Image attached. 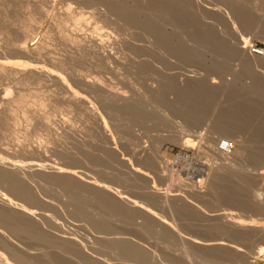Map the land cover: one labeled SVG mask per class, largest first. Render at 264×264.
Here are the masks:
<instances>
[{
	"label": "rangeland",
	"instance_id": "obj_1",
	"mask_svg": "<svg viewBox=\"0 0 264 264\" xmlns=\"http://www.w3.org/2000/svg\"><path fill=\"white\" fill-rule=\"evenodd\" d=\"M73 33L105 39L107 55L73 42ZM252 44L264 45V0H0V108L8 92L13 101L0 121V155L11 152L23 167L64 163L142 208L39 174L36 194L50 206L32 193L22 195L28 204L0 182L8 197L0 196V264H264L261 234L214 219L225 211L264 225V65L248 56ZM218 134L216 149L227 140L238 153L219 173L205 147ZM22 144L46 147L47 157L23 154ZM11 204L23 207L22 218L37 208L20 221ZM4 225L21 230L13 236ZM212 237L239 252L192 241Z\"/></svg>",
	"mask_w": 264,
	"mask_h": 264
},
{
	"label": "bare ground",
	"instance_id": "obj_2",
	"mask_svg": "<svg viewBox=\"0 0 264 264\" xmlns=\"http://www.w3.org/2000/svg\"><path fill=\"white\" fill-rule=\"evenodd\" d=\"M154 5V4H153ZM156 6V5H155ZM163 7V6H162ZM162 11H163V9H162ZM158 12V11H157ZM162 13V12H161ZM160 13V14H161ZM151 15V14H150ZM157 15H158V13H157ZM159 16V15H158ZM160 19V18H159ZM158 21V20H157ZM163 21V20H162ZM152 22H153V20H152ZM151 22V24H153ZM148 25V24H147ZM151 26V25H150ZM152 27V26H151ZM152 28H154V27H152ZM155 29V28H154ZM74 34V33H73ZM72 34V35H73ZM80 34V33H79ZM75 35V34H74ZM87 35H85V37H84V35H82V36H80V35H75L72 39H73V42L74 41H79L78 43H80V42H82L84 45H86L87 47H90V48H92V49H90L89 48V50H93V48L95 49V50H97L98 52H100L102 55H107V53H108V49H107V47H108V44L105 42V39H103V38H101L100 36H96L95 35V37H93V36H87ZM83 45V46H84ZM86 46H85V48H86ZM35 48H37V47H35ZM35 48H33V49H35ZM32 48L31 49H28V48H23V51L25 52V53H31V52H33V51H35V50H33ZM94 50V51H95ZM242 51H244V52H246V47H243L242 48ZM37 52V51H36ZM99 53V54H100ZM250 58H253L254 59V62L256 61V60H259V62H257V65L258 66H260V65H264V58L263 57H259V58H257V57H252V56H254V55H252V56H250V54L248 55ZM260 60H262V61H260ZM255 65V64H254ZM257 67V66H256ZM264 67V66H263ZM260 68H262V67H260ZM264 69V68H263ZM10 92H8L6 95H4V97L2 98V102L5 104V107L3 106V108H0V121H2L5 117H6V114L8 113L7 111H8V108H7V106L9 107L10 105H11V103L13 102L12 101V97L10 96ZM16 99V98H15ZM14 99V100H15ZM16 101V100H15ZM129 101V100H128ZM125 102H127V101H125ZM123 104H124V102H122ZM130 103V102H129ZM128 103V104H129ZM7 105V106H6ZM121 105V104H120ZM1 106V105H0ZM131 106V105H130ZM127 107H128V105H127ZM10 109V108H9ZM11 110V109H10ZM13 111V110H12ZM11 111V112H12ZM43 115V114H42ZM7 116H8V114H7ZM37 116H38V114H37ZM8 117H11V115L10 116H8ZM40 117V116H39ZM33 118V117H32ZM26 119V118H25ZM8 120V119H7ZM6 120V121H7ZM10 120V119H9ZM30 120V119H29ZM40 121V120H39ZM65 122V121H64ZM66 123V122H65ZM65 123H63L62 125H63V128L62 129H64L65 130V132H67L68 131V129H66L67 128V126H68V124L69 123H67V126H66V124ZM88 125V124H87ZM91 125V124H90ZM51 126V125H50ZM82 126V125H81ZM48 127V126H47ZM70 127H72V126H70ZM28 128V127H27ZM13 129V128H12ZM75 129V128H74ZM72 130V129H71ZM70 130V131H71ZM84 130V129H83ZM69 131V132H70ZM73 131V130H72ZM64 132V131H63ZM90 132H91V130H90ZM89 132V135L91 134ZM217 132V131H216ZM215 132V133H216ZM72 133V132H71ZM81 133H82V131H81ZM87 133V132H86ZM64 134V133H63ZM67 134V133H66ZM99 134V133H98ZM103 134V133H102ZM3 135V134H2ZM7 135V134H6ZM27 135V134H26ZM68 135V134H67ZM92 136H93V134H91ZM99 135H101V132H100V134ZM109 136V134H107V133H104L103 135H102V138H103V140L104 141H107V142H110L111 141V139L108 137ZM216 135V134H215ZM62 136V138H61V140L57 137V140L59 139V143H60V141H62V139H65V135H61ZM92 136H89V137H92ZM221 134H218V136H212V137H209V139L207 140V144L209 145V147L208 146H205V147H207V148H209V151H211L212 152V156H213V159L216 161H214V163L217 165H215L216 166V168H215V172H222V171H226L228 168H231V166L233 165V163H234V161H236L235 159H234V157H236V155L238 154L237 153V151L236 150H234V148L232 149V151H231V153H229V154H225V153H223L221 150H219V148L218 149H216L215 148V144H216V142L218 141V139H220L221 138ZM64 137V138H63ZM93 137H95V136H93ZM6 138V137H5ZM56 138V137H55ZM67 138V137H66ZM76 138V137H75ZM229 138V137H228ZM231 139V138H230ZM6 140V139H5ZM66 140V139H65ZM72 140V139H71ZM236 140V139H235ZM67 141V140H66ZM42 143V142H41ZM62 143H66L65 141L63 142L62 141ZM68 143V142H67ZM231 143V142H230ZM38 144V143H37ZM40 144V143H39ZM206 144V145H207ZM27 145H29V144H27ZM27 145L26 144H24V146H23V144H22V146L23 147H27ZM44 145V144H43ZM63 146H64V144H62ZM108 145H110V144H108ZM240 145V144H239ZM33 145H29V147H32ZM45 146H47V145H45ZM50 146V145H49ZM58 146H60V145H58ZM111 146V145H110ZM23 147H21L22 149H23V152L21 151V150H19V152H22L23 154H25V152L27 151V152H29V153H33L32 155H39L38 157H47V150L44 148V146H42V145H37V146H34V147H32V148H28V149H24ZM62 147V146H61ZM109 147V146H108ZM111 147H113V146H111ZM110 147V150L112 149ZM62 148H64V147H62ZM116 148V147H115ZM16 149V148H15ZM19 149V148H18ZM18 149H17V152H18ZM6 150V149H5ZM59 150V149H58ZM93 150V149H92ZM114 150V149H113ZM12 151V150H11ZM61 151V150H60ZM69 151V150H68ZM87 151H89V150H87ZM115 151V150H114ZM207 152L206 153H208V149L206 150ZM233 151H235V153H236V155H235V153H234V155H233ZM3 152V151H2ZM5 152V151H4ZM3 152V153H4ZM62 152V151H61ZM61 152H59V153H61ZM66 152V151H65ZM107 152H108V150H107ZM113 151H111V153H112ZM9 153L11 154V152H8V155H9ZM21 153V154H22ZM102 153V152H101ZM104 153V152H103ZM110 153V154H111ZM115 153L117 154V152L115 151ZM121 153V152H120ZM0 154H2V153H0ZM13 154V153H12ZM15 154V153H14ZM13 154V155H14ZM19 154V153H18ZM22 154V155H23ZM30 154V155H31ZM108 154H109V152H108ZM113 154H114V152H113ZM5 155L6 156H8L7 155V153H5ZM12 155V156H13ZM17 154H15L14 156H16ZM31 155V156H32ZM6 156H3V155H0V182H2L1 183V186H2V184L3 185H6V187L8 188H10L11 190H13V191H10V193L11 192H19L20 193V197L23 195H26V194H28L29 196L31 195L30 193H32V195H34V194H38V189L36 188V186H34V185H36V183H38L39 184V182H36L35 184H34V177H36V176H33L32 174H39V175H42V176H46L48 179H50V178H53V179H55L54 181L56 182L57 180L58 181H61V187H66L67 185L69 186V184L71 185V184H73V183H75V184H77L78 186L79 185H81V187L80 188H82L83 189V187L84 186H86V189H88V191L87 190H85V191H87V192H90L89 190L91 189V191H93V190H97L98 192H101L103 195H105L106 196V198H107V196H109V197H111L112 198V202L114 203V201H118V203H120L121 204V207H124V204H125V206L127 205L126 203H129V202H127V201H129V199H126L127 201H125L124 202V200H123V198L121 197V196H118L116 193H117V190H116V193H113V191L111 192V190H109V189H105L104 187H103V185H102V183H99V181L97 180V179H95V178H92V177H90L89 175H86V173H83V172H79V171H75L76 170V168H75V170H73L74 169V167H71L70 165V167H68L66 164H64V163H62V164H64V165H66V166H64V165H62V164H59V165H52V164H42V165H35L36 163H34V165L32 166L31 164V166H29V167H27V165H25L26 167H23V166H21V165H17V164H14V163H12V162H10V160L6 157ZM11 156V155H10ZM18 156V155H17ZM20 156V155H19ZM49 156V155H48ZM109 156H111V155H109ZM114 156H116L117 157V155H114ZM209 156H210V153H209ZM239 156V155H238ZM28 157V155L26 156V158ZM36 157V156H35ZM15 158V157H14ZM31 158H33V157H31ZM43 158V159H44ZM119 158V157H118ZM40 159V158H39ZM40 160H42V158L40 159ZM49 159H47L46 158V161H48ZM93 160V159H92ZM107 160V159H106ZM16 161V160H15ZM43 161H45V159L43 160ZM45 161V162H46ZM65 161V160H64ZM89 161V160H88ZM94 161V160H93ZM122 161V160H121ZM124 163L126 162V161H123ZM91 163V162H90ZM120 163V162H119ZM118 163V164H119ZM126 164V163H125ZM128 164V163H127ZM236 164V163H235ZM123 165V164H122ZM238 167V166H237ZM67 168V169H66ZM246 168V167H245ZM251 168V167H250ZM130 169V168H129ZM206 169V168H205ZM213 169H214V167H213ZM244 169V168H243ZM252 169V168H251ZM230 170V169H229ZM233 170H235V169H233ZM245 170H247V169H245ZM231 171L232 170H230V173H231ZM236 171V170H235ZM210 172V171H209ZM247 172V171H246ZM255 173V172H254ZM98 174V173H97ZM236 174V173H235ZM247 174V173H246ZM210 175H211V173H210ZM98 176V175H97ZM233 176V175H232ZM242 177V176H241ZM210 178V177H209ZM44 179H46L45 177H44ZM48 179H46L45 181L47 182V180ZM53 179H50V181H53ZM41 180V179H40ZM211 180V179H210ZM49 181V180H48ZM57 181V182H58ZM102 181V180H101ZM244 181V180H243ZM42 183V182H41ZM59 184H60V182H58ZM105 183V182H104ZM49 184V183H48ZM56 184V183H55ZM64 184H65V186H64ZM76 185V186H77ZM82 185H83V187H82ZM105 185H107V184H105ZM1 186H0V191H1ZM38 186V185H37ZM39 186H40V184H39ZM39 186H38V188H39ZM55 186H59L58 184L57 185H55ZM73 186H74V184H73ZM76 186H74L75 187V189H79V187H77L76 188ZM41 187V186H40ZM60 187V188H61ZM69 187H72V186H69ZM69 187H67V189L69 188ZM87 187H90V188H87ZM108 187V186H107ZM3 188H5V186H3ZM209 188V187H208ZM40 189V188H39ZM41 189H42V187H41ZM41 189L39 190V191H41ZM111 189V188H110ZM113 189V188H112ZM205 189V188H204ZM43 190V189H42ZM80 190V189H79ZM201 190V189H200ZM6 191H8L9 192V190L8 189H6ZM71 191V190H70ZM96 191V192H97ZM115 191V190H114ZM2 192V191H1ZM5 192V191H4ZM42 192V191H41ZM96 192H94V193H91L90 195H93V194H96ZM97 192V193H98ZM123 192V191H122ZM260 192V191H259ZM19 193H16V194H18V196H17V198L19 197ZM121 193V192H120ZM201 193V192H200ZM203 193H205V192H203ZM264 193V192H263ZM9 194V193H8ZM15 193H14V195H16ZM36 194V195H37ZM43 194V193H42ZM41 193L39 194V195H42ZM119 194V193H118ZM121 194H123V193H121ZM1 195H4V194H2L1 193ZM0 195V196H1ZM7 195V194H6ZM6 195H4L3 197H5V198H8ZM39 195H37L36 197H38V198H40L39 199V201H38V199H37V201L40 203V201H41V196H39ZM98 195V194H97ZM103 195H98V197L100 196L101 197V200H102V198H103ZM165 195V194H164ZM164 195H162V196H164ZM167 195V196H166ZM165 196L167 197V200H166V202L168 201V203H169V200L170 199H168L169 198V196H171V195H168V194H166ZM12 195H10L9 197H11ZM23 196L21 197L22 199H24L23 198ZM96 196V195H95ZM164 196V197H165ZM263 196H264V194H263ZM2 197V196H1ZM12 197H15V196H12ZM11 197V198H12ZM25 197V196H24ZM27 197L28 196H26V198L24 199L25 201H28V204H29V200H30V198H29V200L27 199ZM50 197V196H49ZM109 197H108V201L110 202V199H109ZM124 197V196H123ZM16 198V197H15ZM21 198H20V201H21ZM33 199L35 198V197H32ZM105 198V199H106ZM125 198H127V197H125ZM4 199V198H3ZM19 199V198H18ZM32 199V200H33ZM44 199H45V197H43V201H44ZM104 199V200H105ZM114 199H116V200H114ZM164 199V198H163ZM166 199V198H165ZM2 199H0V201H1ZM5 200V199H4ZM3 200V201H4ZM16 200V199H15ZM14 200V201H15ZM46 200V199H45ZM114 200V201H113ZM172 200H173V198H172ZM185 200V199H184ZM14 201H13V203H14ZM31 201V200H30ZM37 201H35V199H34V202H37ZM48 201V200H47ZM47 201H45L46 203H48ZM100 201V200H99ZM8 202H11L10 201V198L8 199ZM8 202H6L5 203V205L6 204H8V205H10ZM17 202V201H16ZM23 202V201H22ZM45 202H43V204H45ZM52 202V201H51ZM130 202H132L133 203V201H130ZM1 203V202H0ZM31 203V202H30ZM33 203V202H32ZM38 203V204H39ZM4 204V203H3ZM14 204H16V203H14ZM20 204H21V202H20ZM20 204H18V205H20ZM27 204V205H28ZM35 205H37V203H34ZM34 204H32V205H34ZM42 203H40V205H41ZM42 204V205H43ZM106 204H108V203H106ZM120 204L118 205V207L120 206ZM122 204H123V206H122ZM135 204V203H134ZM134 204H133V207L131 206V205H128V209L130 210V208L132 207V209L131 210H133V208H137L138 207V205H136L135 207H134ZM13 204H11V211L10 212H15V213H17L20 209H22L21 207H20V209H19V207H18V211H17V207H16V205H15V207L14 206H12ZM31 205V206H32ZM48 205V204H47ZM112 205H114V204H112ZM20 206H22V205H20ZM23 206H26V205H23ZM39 206V205H38ZM45 206V205H44ZM48 206H50V202H49V205ZM48 206H46V207H48ZM111 206V205H110ZM129 206H130V208H129ZM226 206V205H225ZM6 207V206H5ZM5 207H3L2 206V204H0V215L1 214H4V208ZM29 207V206H28ZM35 207L36 206H34V208L33 207H31V210H29V211H27V212H29V216H32V213H31V211H32V208H33V210L35 209ZM56 207V206H55ZM170 207H172V206H170ZM215 207H217V206H215ZM10 208V207H9ZM8 208V209H9ZM24 208H26V207H24ZM37 208V207H36ZM198 208V207H197ZM224 208V207H223ZM227 208V207H226ZM225 208V209H226ZM229 208V207H228ZM5 209H7V208H5ZM28 209H30V208H28ZM27 209V210H28ZM137 209H141L142 210V208H137ZM207 209V208H206ZM10 210V209H9ZM9 210H7V211H9ZM24 209H22V210H20V212L21 211H23ZM135 210V209H134ZM145 210V209H144ZM143 210V211H144ZM145 211H147V210H145ZM144 211V212H145ZM202 211V210H201ZM212 211V210H211ZM210 211V212H211ZM215 211H217V210H215ZM5 212H6V210H5ZM148 212V211H147ZM224 212V213H223ZM221 214H218V216H216L215 218L214 217H209V219L210 218H214V219H225V220H232L233 222H235V223H237V224H239V225H246L247 226V228L250 230V233H251V231L252 232H254V233H258V234H261L262 235V239H263V242L262 243H264V225H262V224H259L257 221H254V220H249V221H245V220H241V219H235V218H232V216L231 215H229L228 213H225V211H223ZM12 213H9L8 212V214L7 213H5L6 215H12ZM24 213V212H23ZM26 213V212H25ZM30 213H31V215H30ZM34 214H35V212H33ZM146 213V212H145ZM203 213H204V211H203ZM208 213V212H207ZM207 213H206V218H207ZM18 214V213H17ZM37 214V213H36ZM34 215V216H36L37 217V215ZM97 214V213H96ZM147 214V213H146ZM4 216L3 215V217H6L5 219L3 218V219H1V220H5V222H4V224H6L7 223V225L8 226H10L12 223L14 224V221H11L10 219H13L14 220V217L12 218H10V216H9V221H11L10 222V225L8 224L9 222H6V219H8V217L7 216ZM19 215H22V214H18V216ZM23 215H25V214H23ZM22 215V216H23ZM39 215V214H38ZM203 215H205V213L203 214ZM213 215V214H212ZM212 215H210V216H212ZM216 215V214H215ZM214 215V216H215ZM235 215V214H234ZM13 216H17V215H13ZM17 216V217H18ZM28 215L26 214V217H27ZM28 216V217H29ZM33 216V217H34ZM238 216V215H237ZM245 216V215H244ZM20 217L21 216H19V220L21 221L22 219H25L24 217L22 218L21 217V219H20ZM27 217V218H28ZM41 217V216H40ZM39 217V219H42V217L40 218ZM103 217V216H102ZM176 217V216H175ZM239 217V216H238ZM241 218H242V215L240 216ZM248 217V216H247ZM32 218V217H31ZM97 218V217H96ZM18 219V218H17ZM30 219V218H29ZM28 219V221H30ZM33 219H36L35 217L33 218ZM39 219H36V220H38L39 221ZM205 219V218H204ZM15 220H16V218H15ZM18 220V221H19ZM27 220V219H26ZM26 220H23V221H25V226L27 227V225H26ZM173 220V219H172ZM206 220V219H205ZM19 221V222H20ZM34 220H32V221H30L31 222V224L32 225H35V224H33L32 222H33ZM41 221V220H40ZM44 221V220H43ZM42 221V222H43ZM207 221V220H206ZM16 222H17V220H16ZM35 222V221H34ZM37 222V221H36ZM41 222V224H39V226L40 225H42V224H44V223H42ZM179 222V221H178ZM219 222H221V221H219ZM227 222V221H226ZM2 223V222H1ZM0 223V224H1ZM169 223L171 224V222L169 221ZM229 223V222H228ZM13 224H12V226H13ZM22 224H23V222H22ZM28 224V223H27ZM30 224V223H29ZM166 224V223H165ZM213 224V223H212ZM2 225H3V223H2ZM6 225V226H7ZM17 225V223L15 224V226ZM19 225L20 226H22V227H24L23 225H21V223H19ZM168 225V224H167ZM229 225H231L230 223H229ZM232 225H233V223H232ZM232 225H231V228H232ZM5 225H4V227L3 228H5V230H7L6 228L8 227H6ZM12 226H10V228L12 227ZM14 226V227H15ZM19 226V227H20ZM28 226H30L31 227V225H28ZM37 227H38V225H36ZM43 226V225H42ZM45 226V225H44ZM169 226V225H168ZM171 226V228H168V230H170V231H179V230H177V229H179L180 228V226H178V224L175 222V220L173 221V224L172 225H170ZM2 227V226H1ZM14 227H13V230H11V231H16V229L18 230V231H20L21 229V227L18 229V228H16V229H14ZM18 227V226H17ZM33 227V226H32ZM31 227V228H32ZM179 227V228H178ZM223 227V226H222ZM228 228H229V226H227ZM226 227V228H227ZM238 227V226H237ZM236 227V228H237ZM240 227V226H239ZM238 227V228H239ZM243 227V226H242ZM35 227H33V229H34ZM225 228V227H224ZM37 229V228H36ZM39 229H40V227H39ZM221 229V228H220ZM233 229H235L234 227H233ZM3 230V229H2ZM1 230V231H2ZM10 230V229H9ZM9 230H7L8 231V233L9 232H11V231H9ZM209 230H211V229H209ZM208 230V231H209ZM240 230V232H241V229H239ZM243 230V229H242ZM248 230V231H249ZM4 231V230H3ZM2 231V234L4 233ZM17 231V232H18ZM226 231V230H225ZM173 232V233H174ZM217 232V231H216ZM223 232H224V230H223ZM229 232V231H228ZM227 232V233H228ZM230 232L232 233L233 231L232 230H230ZM229 232V233H230ZM236 232V231H235ZM243 232V231H242ZM6 233V232H5ZM12 234H13V236L16 234V232H11ZM191 233V232H190ZM226 233V232H225ZM244 233H245V229H244ZM243 233V234H244ZM246 233H247V231H246ZM249 233V234H250ZM1 234V233H0ZM176 234H177V232H176ZM213 234V233H212ZM233 234V233H232ZM236 234V233H235ZM243 234H242V237H245L246 235H248V236H251V235H249V234H244V236H243ZM4 235H7V234H4ZM223 235V234H222ZM224 235H226V234H224ZM231 235V234H230ZM237 235V234H236ZM12 236V235H11ZM178 236H180V234L178 235ZM197 236V235H196ZM220 236V235H219ZM239 236V235H238ZM238 236H236V237H238ZM241 236V235H240ZM8 238H9V236H7ZM61 237V236H60ZM63 237V236H62ZM61 237V238H62ZM118 237V236H117ZM210 237V236H209ZM1 238V237H0ZM3 238V237H2ZM58 238H59V236H58ZM57 238V239H58ZM60 238V239H61ZM114 238V237H113ZM187 238V237H186ZM196 238V237H195ZM202 238V237H201ZM214 237H212L211 239L212 240H206V242H198V241H195V240H192L193 242H194V246H196V244H198L196 247H202L203 249H212V250H216L217 251V249H224V251H226V250H229V252L230 251H238L237 249H240V248H237V247H239V246H237L236 247V245L234 246L233 244H229L228 242L227 243H225L226 241H220L218 238L217 239H213ZM221 238V237H220ZM4 239H7V238H4ZM69 238H66L65 240H68ZM123 239V238H122ZM125 239V238H124ZM224 239V238H223ZM232 239V238H231ZM238 239V238H237ZM236 239V240H237ZM240 239V238H239ZM243 239V238H242ZM254 239H256V238H254ZM262 239H257V240H259V241H261ZM9 240V239H8ZM62 240H63V238H62ZM71 240V239H70ZM75 240V239H74ZM120 240V239H119ZM187 240V239H186ZM191 240V239H190ZM225 240V239H224ZM227 241H228V239H226ZM232 240H234V239H232ZM245 240H246V238H245ZM256 240V241H257ZM58 241H60V240H58ZM69 241V240H68ZM73 241V240H72ZM71 241V242H72ZM112 241V240H111ZM110 241V242H111ZM122 241V240H121ZM123 241H125V240H123ZM122 241V242H123ZM131 241H133V240H131ZM188 241V240H187ZM192 241H190V244L193 246V244L191 243ZM248 241V240H247ZM246 241V242H247ZM252 241V240H251ZM259 241H257V243L259 242ZM126 242H129V241H126ZM244 242V241H243ZM253 242V241H252ZM113 243V242H112ZM116 243V242H115ZM67 244H68V242H67ZM74 244V243H73ZM76 244V243H75ZM117 244V243H116ZM115 244V245H116ZM120 244V243H119ZM123 244V243H122ZM128 244H130V243H128ZM127 244V245H128ZM132 244V243H131ZM130 244V245H131ZM184 244V243H183ZM185 244H186V242H185ZM189 244V245H190ZM242 244V243H241ZM259 244V243H258ZM258 244H256V245H258ZM76 245H78V243L76 244ZM126 246V245H125ZM129 246V245H128ZM134 246H136V245H134ZM138 246V245H137ZM142 246V245H141ZM250 246V245H249ZM123 247V246H122ZM139 247V246H138ZM144 247V246H143ZM189 247V246H188ZM188 247H185V248H188ZM261 247V246H260ZM140 248H142V247H140ZM184 248V247H183ZM263 248V247H262ZM124 249V248H123ZM122 249V250H123ZM131 249V248H130ZM143 250H144V248H142ZM141 249V250H142ZM146 250V249H145ZM182 250V249H181ZM243 250V249H242ZM251 250H253V249H251ZM256 250V249H255ZM120 251V250H119ZM138 251V250H137ZM199 251V250H198ZM201 251H203V250H201ZM200 251V252H201ZM220 251V250H219ZM222 251V250H221ZM257 251V250H256ZM123 252V251H122ZM129 252H130V250H129ZM129 252H127V254L129 253ZM144 252V251H143ZM183 252V251H182ZM193 251H188V253H192ZM205 252V251H204ZM212 252V251H211ZM239 252V251H238ZM258 252V251H257ZM124 253V252H123ZM142 253V252H141ZM144 253H146V252H144ZM150 253H152V252H150ZM154 253H156V252H154ZM172 253H174L173 251H172ZM177 253V252H176ZM185 253V252H184ZM188 253H187V251H186V255L187 256H189V255H191V254H189L188 255ZM216 253V252H215ZM212 254V253H211ZM226 254V253H225ZM262 254H264V249H260V252H259V255H262ZM150 255V254H149ZM170 255V254H169ZM193 255V254H192ZM251 255V254H250ZM125 256V255H124ZM147 256V255H146ZM154 256L155 255H153V258H154ZM186 256V257H187ZM214 256V255H213ZM220 256V255H219ZM218 255H217V257H219ZM230 256V255H229ZM145 257V256H144ZM172 257V256H171ZM182 257H184V256H182ZM215 257V256H214ZM243 257H244V255H243ZM248 258H249V256H247ZM251 257V256H250ZM264 257V256H263ZM130 258V257H129ZM139 258V257H138ZM190 258V257H189ZM197 258V257H196ZM200 258V257H199ZM216 258V257H215ZM223 258V257H222ZM124 259V258H123ZM126 259V258H125ZM144 259V258H143ZM155 259H157V258H155ZM181 259H183V258H181ZM214 259V258H213ZM224 259V258H223ZM244 259V258H243ZM263 259V258H262ZM137 260V259H136ZM193 260H195V259H193ZM200 260V259H199ZM204 260V259H203ZM215 260L216 259H214L213 261H214V263H215ZM220 260V259H219ZM248 260V259H247ZM175 261V260H174ZM184 261V260H183ZM188 261V260H187ZM198 261V260H197ZM225 260H223V262H224ZM241 261V260H240ZM132 262V261H131ZM152 262V261H151ZM168 262V261H167ZM176 262V261H175ZM208 262V261H207ZM216 262H218L217 260H216ZM226 262V261H225ZM224 262V263H225ZM251 262V261H250ZM179 263V262H178ZM162 264V263H161ZM166 264V263H165ZM175 264H177V263H175ZM191 264V263H190ZM204 264V263H203ZM217 264V263H216ZM228 264V263H227ZM234 264V263H233ZM241 264V263H240Z\"/></svg>",
	"mask_w": 264,
	"mask_h": 264
},
{
	"label": "built area",
	"instance_id": "obj_3",
	"mask_svg": "<svg viewBox=\"0 0 264 264\" xmlns=\"http://www.w3.org/2000/svg\"><path fill=\"white\" fill-rule=\"evenodd\" d=\"M248 52L251 55L263 57L264 58V45L258 46V45H250L248 46ZM219 150H221L225 154L231 153L233 146L232 144L227 140H222L218 145Z\"/></svg>",
	"mask_w": 264,
	"mask_h": 264
}]
</instances>
